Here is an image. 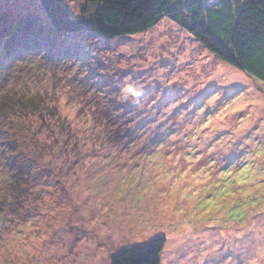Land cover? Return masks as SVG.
Instances as JSON below:
<instances>
[{"label": "rangeland", "instance_id": "rangeland-1", "mask_svg": "<svg viewBox=\"0 0 264 264\" xmlns=\"http://www.w3.org/2000/svg\"><path fill=\"white\" fill-rule=\"evenodd\" d=\"M10 26L24 34L0 46V264H110L156 237L160 264H264V83L167 18L106 41L0 0ZM47 36L69 53L51 58Z\"/></svg>", "mask_w": 264, "mask_h": 264}, {"label": "trees", "instance_id": "trees-1", "mask_svg": "<svg viewBox=\"0 0 264 264\" xmlns=\"http://www.w3.org/2000/svg\"><path fill=\"white\" fill-rule=\"evenodd\" d=\"M94 5L88 18L71 17L64 0H39L50 29L58 33H87L106 41L139 34L163 18L190 34L224 63L264 83V0H85ZM35 32L29 27L26 33ZM24 34L19 28L0 29V46ZM41 34H45L41 31ZM35 38L29 42H33ZM35 43L53 58L59 49L49 36ZM258 203V202H257ZM165 238L116 252L110 264H160Z\"/></svg>", "mask_w": 264, "mask_h": 264}]
</instances>
